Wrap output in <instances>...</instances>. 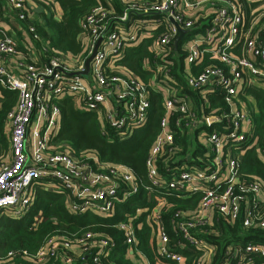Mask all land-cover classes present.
Here are the masks:
<instances>
[{"label": "built area", "instance_id": "built-area-1", "mask_svg": "<svg viewBox=\"0 0 264 264\" xmlns=\"http://www.w3.org/2000/svg\"><path fill=\"white\" fill-rule=\"evenodd\" d=\"M97 1L81 22L88 46L83 59L55 55L42 67L19 61L21 71L15 72L13 64L8 66L17 54L10 19L24 23L34 39L37 35L25 1L7 0L10 17L0 19V86L18 97L5 121L10 153L0 162V219L20 220L37 191L60 190L71 216L112 218L115 207L138 191L137 180L124 165L101 162L92 153L77 157L53 142L60 101L69 98L81 111L95 114L101 134L111 140L113 133L121 142L146 125L150 95L156 93L164 113L145 162V188L155 194V203L111 226L121 234L126 255L135 264H183L179 247L196 255L193 264H263L264 243L254 240L230 243L216 263V248L204 230L214 223L232 225L235 219L245 230H264V184L239 173L247 150L264 163V128L258 135L251 99L253 91L264 93V9H256L262 0ZM201 24H206L203 31L184 40ZM179 29L185 33L175 44ZM147 39L152 58L143 62L150 74L144 81L122 71L117 61L128 46ZM178 44L184 53V85L172 74ZM91 55L87 74L80 76ZM217 91L222 105L208 99ZM180 136L186 137L185 154H178L184 151ZM163 153L169 155L161 159ZM170 198H197L189 214L174 211L173 243L160 214L163 205L171 206ZM139 221L150 229L151 261L136 246ZM114 242L111 235L90 231L72 238L51 236L35 254L0 253V263L117 264L111 258Z\"/></svg>", "mask_w": 264, "mask_h": 264}, {"label": "trees", "instance_id": "trees-1", "mask_svg": "<svg viewBox=\"0 0 264 264\" xmlns=\"http://www.w3.org/2000/svg\"><path fill=\"white\" fill-rule=\"evenodd\" d=\"M33 1L39 2L38 0ZM50 1L52 3L42 0V8H39L41 11L39 12L38 10L36 17H33L31 21L37 33L36 39L27 30L32 37L35 50L41 56V60L35 62L36 65L42 67L48 61V58L55 55H64L72 60L83 59L87 54L88 46L87 40L81 37V22L99 2L97 0ZM1 2L3 0H0V7ZM261 2L264 3V0ZM55 6L60 11L59 17L55 15ZM115 11H119V6H117ZM39 15L41 23L37 22ZM205 26L206 24H201L197 29L190 30L184 37V40L191 38L196 32L203 31ZM10 36L17 42V53H20L19 50H21L26 54V49L19 44L15 36L12 33H10ZM149 42L150 39H147L146 41L137 43L135 46H128L125 51V56L117 61L118 67L124 72L134 73L139 79L147 81L150 74L143 70L142 67L146 59L152 58L150 51H148ZM173 49L175 51V64L172 74L177 82L184 85V78L181 73L184 53L180 50L179 44L173 46ZM26 62L32 61L27 60ZM205 65H207L206 61L202 66ZM1 90L0 162L7 160L10 153L9 134L5 121L7 114L17 101V93L15 91L8 89ZM253 98L257 107V112L254 114V121L258 126V135H261L260 130L264 128V93L261 91H253ZM194 99L198 105V100L195 97ZM208 99L214 104L222 105L221 96L218 91L211 93ZM60 110V124L53 142L61 146L62 149H70L77 157L92 153L101 162L120 164L128 167L137 180L138 191L128 200L117 205L114 216L109 219L90 215L71 216L67 212L64 195L61 190L55 193L37 191L32 208L25 217L20 220H13L8 217H2L0 219V253L2 256H5L9 251L15 253L26 251L31 255L35 254L46 239L51 236L72 238L75 234L79 235L83 232L90 231L108 234L113 237L116 246L111 252V258L117 264H135L125 253L126 246L121 243V234L111 226L123 220L125 214H133L137 208L147 209L149 206L146 205L155 203L153 200V195L155 194L149 195V192L145 188L149 185L145 162L149 148L159 131V121L164 113L161 106V96L156 93H151L146 125L143 128L135 130L131 137L121 142L118 141L113 133L110 134L111 140L103 136L100 132L99 118L91 112L81 111L75 107L69 98H64L60 101ZM180 140L183 144L184 151H178V154H185L186 137L180 136ZM168 155L163 153L160 158L164 159ZM158 169L162 174L164 173L161 166ZM239 173L243 179L257 178L264 184V163L259 160L252 150H247L243 155L242 167ZM162 192V189L156 191L158 195H161ZM167 202L171 206L167 208L163 205L160 214L166 232L169 233L172 242L175 241L171 230V220L174 211L181 209L182 212L189 214L197 205V198L192 200L170 198L167 199ZM39 217V222L33 225L34 219ZM136 227L138 239L136 246L151 261L152 250L149 246L151 240L150 229L144 221L137 222ZM204 230L205 234H207V239L216 248L214 258L216 263H218L220 255L230 243H245L249 240L264 243V230H245L241 227L239 219H235L232 225L220 222V227L214 223L213 226L205 227ZM155 241L156 239L154 238L153 242L155 243ZM177 250L185 256L183 264H193L195 254L186 252L185 249L179 247H177ZM15 262L18 263L16 260ZM260 262L264 264V258L260 259Z\"/></svg>", "mask_w": 264, "mask_h": 264}, {"label": "crops", "instance_id": "crops-1", "mask_svg": "<svg viewBox=\"0 0 264 264\" xmlns=\"http://www.w3.org/2000/svg\"><path fill=\"white\" fill-rule=\"evenodd\" d=\"M24 1L26 5L28 6V8L30 9V16L36 17V12L39 10L40 7L42 8L41 6L42 0H38L39 2H35L33 0H24ZM45 1L52 3V1L50 0H45ZM54 9L56 13L55 15L59 17L60 11L58 10V7L55 6ZM40 11L41 10H39V12ZM8 17H10V6L7 0H3V2H1V7H0V19H5ZM37 19H38L37 22L41 23L40 15L38 16ZM10 20H11L10 24L12 25L11 27L12 30L10 33H12L15 36L19 44H21L22 47L25 48L27 51V53L25 54V52H22L21 50H19L20 53H17V55H15L13 59L11 60V62L8 64V66L13 64L12 66L15 72H20L21 70L16 65L19 61L30 60L32 62H39V60H41V56H39V52H37L33 46V41L31 37L32 34L30 35L28 33L27 28H26L27 26H25L22 22L17 21L16 19L12 18ZM1 89H4V88L0 86V93L2 91ZM251 99L254 100L253 97H251ZM16 103L17 101L15 102L14 106L16 105Z\"/></svg>", "mask_w": 264, "mask_h": 264}, {"label": "water", "instance_id": "water-1", "mask_svg": "<svg viewBox=\"0 0 264 264\" xmlns=\"http://www.w3.org/2000/svg\"><path fill=\"white\" fill-rule=\"evenodd\" d=\"M185 33V31L184 30H181V29H179V35L177 36V38H176V40H175V44L180 40V38L182 37V35ZM96 49V48H95ZM95 51V50H94ZM94 53V52H93ZM93 55V54H92ZM92 55L90 56V57H88V59L86 60V62H85V70L82 72V73H80L79 75L80 76H85L86 74H87V72H88V66H89V62H90V60H91V58H92Z\"/></svg>", "mask_w": 264, "mask_h": 264}, {"label": "rangeland", "instance_id": "rangeland-1", "mask_svg": "<svg viewBox=\"0 0 264 264\" xmlns=\"http://www.w3.org/2000/svg\"><path fill=\"white\" fill-rule=\"evenodd\" d=\"M258 6H259V7L256 8L257 10H263V3H262V2H260Z\"/></svg>", "mask_w": 264, "mask_h": 264}]
</instances>
